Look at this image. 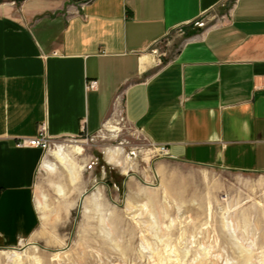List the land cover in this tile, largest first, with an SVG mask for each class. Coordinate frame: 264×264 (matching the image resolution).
<instances>
[{
	"label": "crops",
	"instance_id": "obj_1",
	"mask_svg": "<svg viewBox=\"0 0 264 264\" xmlns=\"http://www.w3.org/2000/svg\"><path fill=\"white\" fill-rule=\"evenodd\" d=\"M117 105L170 158L264 172V0H0L1 243L39 223L47 153L16 141L96 134Z\"/></svg>",
	"mask_w": 264,
	"mask_h": 264
},
{
	"label": "rangeland",
	"instance_id": "obj_2",
	"mask_svg": "<svg viewBox=\"0 0 264 264\" xmlns=\"http://www.w3.org/2000/svg\"><path fill=\"white\" fill-rule=\"evenodd\" d=\"M57 140L34 185L38 226L0 242V264H264V172L158 154L121 105L93 140Z\"/></svg>",
	"mask_w": 264,
	"mask_h": 264
},
{
	"label": "built area",
	"instance_id": "obj_3",
	"mask_svg": "<svg viewBox=\"0 0 264 264\" xmlns=\"http://www.w3.org/2000/svg\"><path fill=\"white\" fill-rule=\"evenodd\" d=\"M87 1V0H86ZM207 24V21L204 19L196 20L194 21V25L198 28H204ZM153 54H159L160 56H163L164 53H157V49H152ZM96 86L95 80H90L87 83V88H94ZM84 121H82L80 125V131L76 135L77 137H83L84 140H93L95 137V134H87L85 132V125ZM59 139V138H58ZM58 143L57 138H54L50 136V134L47 131V125L44 121L38 123L36 128V134L30 138H20L18 141H16V145L19 147L24 146H31V147H39L42 150H44L46 153H48L50 150L52 151L54 148H56V145ZM151 145L154 146L158 154L161 155H168L167 148L165 145H154L151 143Z\"/></svg>",
	"mask_w": 264,
	"mask_h": 264
},
{
	"label": "bare ground",
	"instance_id": "obj_4",
	"mask_svg": "<svg viewBox=\"0 0 264 264\" xmlns=\"http://www.w3.org/2000/svg\"><path fill=\"white\" fill-rule=\"evenodd\" d=\"M56 148H57V145H56ZM56 148H54V149H56ZM54 149H53V151H54ZM58 151L57 152H55V154H56V156L58 157V159L60 160L61 159V161L63 160V158L59 155V149H57ZM111 154H108V153H106L107 154V161L108 162H111L113 159H114V161H116V163H117V165H119V162H118V160L115 158V154L113 153V152H110ZM120 166V165H119ZM49 168V167H48ZM88 232V231H87ZM87 240H90V239H87ZM86 240V238H85V242L87 241ZM87 246V245H86ZM84 248V247H83ZM13 256H15V259L17 260L18 258H19V255L17 254V252H14V254H13ZM2 261V260H1Z\"/></svg>",
	"mask_w": 264,
	"mask_h": 264
}]
</instances>
